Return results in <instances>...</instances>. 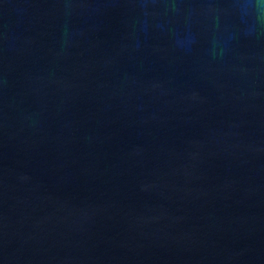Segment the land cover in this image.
<instances>
[{"label":"water","instance_id":"obj_1","mask_svg":"<svg viewBox=\"0 0 264 264\" xmlns=\"http://www.w3.org/2000/svg\"><path fill=\"white\" fill-rule=\"evenodd\" d=\"M0 264H264V0H0Z\"/></svg>","mask_w":264,"mask_h":264}]
</instances>
